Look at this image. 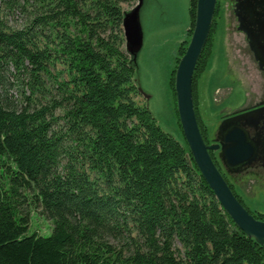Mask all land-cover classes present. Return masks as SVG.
<instances>
[{"label":"trees","instance_id":"obj_1","mask_svg":"<svg viewBox=\"0 0 264 264\" xmlns=\"http://www.w3.org/2000/svg\"><path fill=\"white\" fill-rule=\"evenodd\" d=\"M131 1L0 0V264H264V242L222 209L184 137L137 103L138 46L122 29L121 4ZM195 9L188 0L169 73L175 110L174 72ZM220 9L217 0L192 77L202 137L195 82ZM12 14L22 22L11 25ZM31 207L51 221L49 235L27 233ZM252 215L264 220V211Z\"/></svg>","mask_w":264,"mask_h":264},{"label":"rangeland","instance_id":"obj_2","mask_svg":"<svg viewBox=\"0 0 264 264\" xmlns=\"http://www.w3.org/2000/svg\"><path fill=\"white\" fill-rule=\"evenodd\" d=\"M135 3L136 0H132L130 4L122 3L121 7L124 11H128ZM219 3L221 9L216 16V25L211 35V55L201 80L202 119L208 127L215 125L220 112L244 101L238 87L232 86L229 70H232L239 79H246L244 71L252 65L250 62L243 64L246 46L242 41L243 35L235 29V18L228 8L229 0H219ZM138 19L142 26L143 41L135 60L132 61L135 65L133 81L140 92L136 101L149 108L162 130L183 143L168 80L176 49L185 37L189 25L188 0H141ZM7 20L11 25H18L23 19L18 14H12ZM246 74L249 75V72ZM8 75L11 80H15L12 75ZM13 84L9 93L13 98L19 99L20 94L17 89L21 84L15 81ZM222 84L234 89L231 96L223 100L220 98L225 96L230 88L223 87L217 91L216 87ZM22 87L25 94L28 93L27 88ZM51 87L52 83L49 81H45L42 85L44 89L51 90ZM49 90L39 99H49L51 96ZM59 113L60 111L57 110L55 115ZM1 170L3 167L0 163ZM243 197L245 206L250 211H264V193L256 192L254 195H243ZM51 229V221L31 207L27 233L37 232L39 235L47 236Z\"/></svg>","mask_w":264,"mask_h":264},{"label":"water","instance_id":"obj_3","mask_svg":"<svg viewBox=\"0 0 264 264\" xmlns=\"http://www.w3.org/2000/svg\"><path fill=\"white\" fill-rule=\"evenodd\" d=\"M217 0H196L194 26L184 50L179 58L174 72V92L176 111L184 140L189 148L193 161L212 190L222 209L227 213L233 223L244 232L245 235L254 238L257 242H264V220L256 219L237 199L227 181L213 162L209 150L214 145L205 143L197 122L193 96L192 77L196 63L203 51L208 39ZM141 0L135 7L123 14L122 29L125 43L128 46L141 47V27L138 19V11ZM264 27V23L262 24ZM264 32L260 29V33ZM252 43L257 41L254 34ZM137 50V51H138ZM137 54V52H136ZM136 56V55H135ZM239 116L223 120L219 126L221 132L225 131L226 145H222L218 153L223 165L229 170H236L249 160L253 159L256 152L255 145L250 141L246 131L238 123H233Z\"/></svg>","mask_w":264,"mask_h":264},{"label":"flooded vegetation","instance_id":"obj_4","mask_svg":"<svg viewBox=\"0 0 264 264\" xmlns=\"http://www.w3.org/2000/svg\"><path fill=\"white\" fill-rule=\"evenodd\" d=\"M228 8L235 18V29L243 35L242 41H244L246 46V50L244 49L246 56L243 59V64L250 62L252 65L250 68H246L245 74L243 73L246 79H239L232 70H229L232 86L236 85L238 87V91L243 95L244 101L229 110L220 112L215 125L212 127H208L203 122V139L206 144L215 146L214 149L209 150L213 162L237 199L253 214L256 211H250L245 206L243 195H254L256 192L264 193V32L260 33V29L264 30V27H262L264 23V0H229ZM254 34L258 39L254 42L252 40L255 47L251 46L249 37V35L253 37ZM203 72L196 78L195 82L196 107L201 119V80ZM246 72H249V75ZM225 85L223 86L222 84L216 87L217 91L220 88L228 87ZM233 90L230 88L226 95L220 99L229 98ZM236 116H239L238 119L232 122L242 126L250 141L255 145L256 152L253 159L236 170H229L227 166L223 165L218 155L221 146L227 144L225 131L221 132L219 126L223 120Z\"/></svg>","mask_w":264,"mask_h":264},{"label":"crops","instance_id":"obj_5","mask_svg":"<svg viewBox=\"0 0 264 264\" xmlns=\"http://www.w3.org/2000/svg\"><path fill=\"white\" fill-rule=\"evenodd\" d=\"M140 27H141V35H142V37H143V32H142V26H141V24H140ZM142 41H143V38H142V40H141V45H142Z\"/></svg>","mask_w":264,"mask_h":264}]
</instances>
